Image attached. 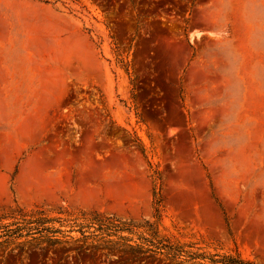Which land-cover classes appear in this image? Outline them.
Segmentation results:
<instances>
[{
    "label": "rangeland",
    "instance_id": "1",
    "mask_svg": "<svg viewBox=\"0 0 264 264\" xmlns=\"http://www.w3.org/2000/svg\"><path fill=\"white\" fill-rule=\"evenodd\" d=\"M157 207L160 233L264 264V0H0V213ZM71 234L0 264H174Z\"/></svg>",
    "mask_w": 264,
    "mask_h": 264
},
{
    "label": "trees",
    "instance_id": "2",
    "mask_svg": "<svg viewBox=\"0 0 264 264\" xmlns=\"http://www.w3.org/2000/svg\"><path fill=\"white\" fill-rule=\"evenodd\" d=\"M160 205V201L156 202ZM156 221L121 220L114 216H104L96 212H80L83 217L90 216L87 225L77 222L73 212L57 209L54 212L37 208L24 210L16 208L9 212L0 213V244L15 242H35L36 245L60 244L74 239L73 231H78L83 240L99 238L104 241L122 246L142 255L158 256L170 263L202 264H255L242 259L239 253L235 257L217 254L206 255L199 253L194 244L181 243L178 240L160 233L158 228L159 208H155ZM61 215H66L63 218ZM9 220V223H3ZM89 231V228H92Z\"/></svg>",
    "mask_w": 264,
    "mask_h": 264
}]
</instances>
